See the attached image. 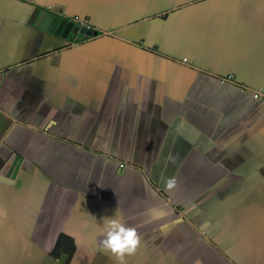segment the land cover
<instances>
[{
    "label": "crops",
    "instance_id": "obj_1",
    "mask_svg": "<svg viewBox=\"0 0 264 264\" xmlns=\"http://www.w3.org/2000/svg\"><path fill=\"white\" fill-rule=\"evenodd\" d=\"M257 88L264 0H0V167L19 156L0 264H118L100 245L116 211L141 237L125 264H264Z\"/></svg>",
    "mask_w": 264,
    "mask_h": 264
},
{
    "label": "clouds",
    "instance_id": "obj_2",
    "mask_svg": "<svg viewBox=\"0 0 264 264\" xmlns=\"http://www.w3.org/2000/svg\"><path fill=\"white\" fill-rule=\"evenodd\" d=\"M177 186L175 178L166 181V188L172 190ZM102 239L103 250L111 252L118 264H125L126 256L134 255L140 246L141 237L137 227L127 225L116 211L112 216L103 218ZM196 264H200L199 261Z\"/></svg>",
    "mask_w": 264,
    "mask_h": 264
},
{
    "label": "water",
    "instance_id": "obj_3",
    "mask_svg": "<svg viewBox=\"0 0 264 264\" xmlns=\"http://www.w3.org/2000/svg\"><path fill=\"white\" fill-rule=\"evenodd\" d=\"M35 15L33 20L29 18V22L36 26L45 28L47 31L61 37L67 38L73 42L87 38L96 33V29L86 24H79L73 18L60 14H53L34 8ZM18 154L12 152L7 160L0 167V181L10 182V178L14 176L17 166Z\"/></svg>",
    "mask_w": 264,
    "mask_h": 264
},
{
    "label": "built area",
    "instance_id": "obj_4",
    "mask_svg": "<svg viewBox=\"0 0 264 264\" xmlns=\"http://www.w3.org/2000/svg\"><path fill=\"white\" fill-rule=\"evenodd\" d=\"M230 77H231L230 74H228V75L226 76L227 79H229ZM241 90H246V88L241 87ZM251 92H252V96L255 97V98L261 97V96H263V94H264V93H263L260 89H258V88L252 90ZM122 165H123V162H119V166H122Z\"/></svg>",
    "mask_w": 264,
    "mask_h": 264
},
{
    "label": "flooded vegetation",
    "instance_id": "obj_5",
    "mask_svg": "<svg viewBox=\"0 0 264 264\" xmlns=\"http://www.w3.org/2000/svg\"><path fill=\"white\" fill-rule=\"evenodd\" d=\"M46 12H52V10L51 11H49V10H46ZM53 13V12H52ZM53 14H56V13H53Z\"/></svg>",
    "mask_w": 264,
    "mask_h": 264
}]
</instances>
